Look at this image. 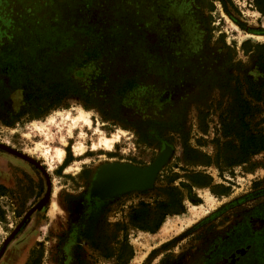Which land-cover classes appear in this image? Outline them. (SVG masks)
Wrapping results in <instances>:
<instances>
[{
  "label": "rangeland",
  "instance_id": "1",
  "mask_svg": "<svg viewBox=\"0 0 264 264\" xmlns=\"http://www.w3.org/2000/svg\"><path fill=\"white\" fill-rule=\"evenodd\" d=\"M0 145V264H264V0H0Z\"/></svg>",
  "mask_w": 264,
  "mask_h": 264
},
{
  "label": "water",
  "instance_id": "2",
  "mask_svg": "<svg viewBox=\"0 0 264 264\" xmlns=\"http://www.w3.org/2000/svg\"><path fill=\"white\" fill-rule=\"evenodd\" d=\"M0 149L20 156L2 145H0ZM163 160L164 156H160L151 166L143 169L126 165L106 167L101 171L99 186L106 194H116L145 189L150 186L152 179ZM42 201L43 199L27 214L30 215L34 210L40 208L43 205L41 204ZM27 214L25 218L29 217Z\"/></svg>",
  "mask_w": 264,
  "mask_h": 264
},
{
  "label": "bare ground",
  "instance_id": "3",
  "mask_svg": "<svg viewBox=\"0 0 264 264\" xmlns=\"http://www.w3.org/2000/svg\"><path fill=\"white\" fill-rule=\"evenodd\" d=\"M86 118H87L86 115H84L83 113H81L80 116L78 117L79 120H84V121L87 120ZM52 121H53V120H51V122H52ZM86 122H87V121H86ZM33 127H34L35 129H39V127H37V124H35V123L33 124ZM41 129H42V128H41ZM41 129H39V130H41ZM36 151L39 152V148H37ZM55 153H56V157H57V159H58V160H61L62 157H63V150H56ZM47 196H48V193L45 195V198L43 199V201L41 202V204H43V202H44V200L47 198ZM56 208H57L59 214L62 215V216H64V214H63V212H62V209H61L60 207H59V209H58V207H56ZM27 216H29V214H27Z\"/></svg>",
  "mask_w": 264,
  "mask_h": 264
},
{
  "label": "flooded vegetation",
  "instance_id": "4",
  "mask_svg": "<svg viewBox=\"0 0 264 264\" xmlns=\"http://www.w3.org/2000/svg\"><path fill=\"white\" fill-rule=\"evenodd\" d=\"M0 175H1V177H2V179L0 178V192H1V193L8 194V191H7L6 188L3 186V185L6 184V182H5V179H4L5 177L3 176V171H2V169H1V166H0ZM3 187H4V188H3ZM1 193H0V197L2 198L4 195H2ZM47 193H48V195L50 196L49 186H48V188H47L45 194L43 195L42 199H44V197H45V195H46ZM42 199H41V200H42ZM46 199H47V198H46ZM46 199H45V200H46ZM41 200H40V201H41ZM40 201H39V202H40ZM39 202H38V203H39ZM38 203H36V204H35L30 210H28V211L24 214V216H23V220L28 218V217L25 218L26 214H27L28 212H30V211H31V210H32V209H33ZM32 213H33V212H32ZM32 213H31V214H32ZM31 214H30L29 216H31Z\"/></svg>",
  "mask_w": 264,
  "mask_h": 264
},
{
  "label": "trees",
  "instance_id": "5",
  "mask_svg": "<svg viewBox=\"0 0 264 264\" xmlns=\"http://www.w3.org/2000/svg\"><path fill=\"white\" fill-rule=\"evenodd\" d=\"M254 99H255V98H254ZM256 99H257V101H259V98H256ZM256 99H255V100H256ZM179 212H180V211H179ZM177 213H178V212H177Z\"/></svg>",
  "mask_w": 264,
  "mask_h": 264
}]
</instances>
